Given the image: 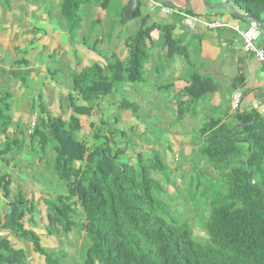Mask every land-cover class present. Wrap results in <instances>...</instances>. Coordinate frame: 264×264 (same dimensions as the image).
Listing matches in <instances>:
<instances>
[{"label": "trees", "instance_id": "1", "mask_svg": "<svg viewBox=\"0 0 264 264\" xmlns=\"http://www.w3.org/2000/svg\"><path fill=\"white\" fill-rule=\"evenodd\" d=\"M132 1L130 8H134L128 15L134 20L141 16V6L139 0ZM218 1L234 6L244 17L264 21V0ZM82 3L63 1L61 14L71 36L80 27ZM148 21L142 20L139 32L126 44L125 62L112 58L105 67L95 64L73 74L63 99L68 120L52 116L44 108L27 136L32 145L37 143L35 155L40 159L45 161L49 152L54 155V175L64 184V190L44 202L48 235L69 236L75 230L83 233L85 248L80 264H264V114L236 113L235 124L210 119L199 130L197 157L216 173L207 185L199 177L191 179L196 189L205 187L200 194L204 207L198 218L207 236L205 243L198 242L191 223L181 219L182 213H171L169 203H163L165 192L153 178L157 174L164 179L168 176L169 168L160 154L136 152L135 165L130 158H122L127 148H119L116 141L126 138V134H118L120 115L113 120L102 117L92 125L89 137L81 135L80 117L96 116L102 101L124 85L146 82L144 67L155 31ZM163 32L168 56L179 54L183 49L173 38V27H163ZM216 88L210 79L192 75L189 86L181 92L186 101L180 99L177 104L176 122L182 121L189 101H200ZM7 99L5 96L3 101ZM122 106L126 110L135 107L131 103ZM5 121L8 125L11 118ZM25 142L24 137L9 142L6 153ZM9 188V177L0 178V190L8 201ZM24 205L28 202L18 193L10 201L9 213L0 220L1 228L30 242L46 264H61L64 256L48 252L38 236L24 230ZM0 264L28 263L23 250H14L0 239Z\"/></svg>", "mask_w": 264, "mask_h": 264}, {"label": "crops", "instance_id": "2", "mask_svg": "<svg viewBox=\"0 0 264 264\" xmlns=\"http://www.w3.org/2000/svg\"><path fill=\"white\" fill-rule=\"evenodd\" d=\"M63 1L0 0V178L8 176L10 180L9 201L0 190V220L9 213L10 201L21 193L28 202L22 209L25 213L22 220L24 230L38 236L41 246L48 252L64 256L61 264H80L78 239L81 237L83 240V233L79 235L75 230L69 236L63 233L48 235L44 202L54 199L64 190V184L54 175L53 158L48 159L52 154L49 152L45 161L40 159L35 155L39 148L37 143L32 145L27 137L38 117L44 114V108L52 116L60 115L63 120H68L70 114L63 102V97L69 92L62 78L64 70L70 69L73 73L95 64L101 67L107 65L97 52L83 47L76 49L74 43L87 39L95 45L99 43L100 49L109 50L107 59L117 58L125 62L128 55L126 44L139 32L137 28H141L142 20L148 18V26H154L155 31L151 34L149 61L144 72L148 80L154 79V91L159 93L149 102L147 109L151 110L149 113L154 109V116L159 115L163 119H168L170 113L174 125H179L175 119L177 104L180 99L186 101L181 92L189 86L194 74L210 79L216 85L217 93L223 92L225 98H230L226 106L229 112L225 114L219 111L217 100L207 101L205 96L199 101L196 105L198 109L203 113L209 110V118L202 115L206 123L213 119L235 124L236 113L264 114V69L254 56L244 52L241 39L232 30L235 26L247 30L256 23L235 16L224 6L226 3L218 0H155L175 11L169 16L152 12L149 1L139 0L141 16L134 20L128 15L134 3L132 0H83L79 9L81 24L75 36L68 33L62 17ZM235 10L243 16L238 9ZM214 23L226 26L210 29L209 25ZM258 23L264 27V21ZM190 25L193 29L189 28ZM166 26L173 27V38L183 49L171 57L164 46V32L161 31ZM258 47L264 49L262 31ZM124 86L125 90L132 89L131 86ZM161 92L168 95L166 103ZM5 96L8 99L4 102ZM109 100L102 101L96 116L80 117L83 137L92 134V125H97L102 117L110 119V112L107 111ZM236 102L238 109L234 110ZM192 106L194 102L185 109L181 122L187 115L197 116V113H192L195 111ZM103 110L108 114L104 115ZM134 114L128 110L123 112L118 127L126 122H130L131 126L138 124L139 119ZM222 114L225 119L213 118ZM7 117L11 118L8 125L5 121ZM129 117L133 121H129ZM177 130L176 134H185L180 127ZM23 137L26 142L22 147L13 146V150L6 153L9 142L20 141ZM180 139L177 138L178 141ZM116 141L124 144L119 139ZM143 150L154 151V146L146 145ZM0 239L7 241L14 250H23L28 264H46L45 257L35 253L30 242L3 230L1 226Z\"/></svg>", "mask_w": 264, "mask_h": 264}, {"label": "rangeland", "instance_id": "3", "mask_svg": "<svg viewBox=\"0 0 264 264\" xmlns=\"http://www.w3.org/2000/svg\"><path fill=\"white\" fill-rule=\"evenodd\" d=\"M161 23H163V21ZM139 29L140 28H137V30ZM161 31L163 32L162 29ZM83 36L86 39L88 37L86 35ZM80 47H83L84 49H88L95 53L97 52V54L101 56V60H103L104 62H108L109 60L107 59L109 50L100 49L99 43L96 45V47L95 44L88 39L81 40L79 43H74V48L77 49ZM78 61L81 62V60H77V62ZM109 62H111V59ZM75 73H78V71L72 73L70 69H66L62 72L63 81L65 83V86H68L69 90L73 74ZM145 79V83L132 85V89L125 90V86L120 88V90H118V92L113 97L109 98L111 100H109L108 102L107 111L110 112V119L113 120L116 115H120L122 117V113L126 111V109L122 106V104L124 103H131L135 105L133 109L128 111H132V113L134 114V110H137V113L134 115H137L139 119L138 124L134 126H131L130 122H126L124 126L120 125L117 128L118 134H126L125 139H120L124 144H119L118 146L119 148H122L121 146H123V148H127L128 152L122 158H130L132 160V164L135 165L136 161L134 154L136 153V150L142 151V148H144V146L146 145H148L149 147L154 146V151L160 154L163 162H165V164L169 168L167 179H164L158 174L155 175V177L153 176V178H156L159 181L162 189L165 192V197L162 199L163 203H169L168 209L171 213H182L181 219L188 220L191 223L193 234L195 235L198 242L205 243L207 240V236L198 224L199 215L204 207L203 199L200 198V194H202V191L205 187L201 186L199 190L196 189V185L194 183H191V179H198L196 177H199L201 181L207 185L210 180L216 178V173L213 171V169L205 161L197 157L196 141L197 138H199L198 130L202 128V126L206 123L202 115L207 118L210 117L209 110L203 113L200 109H198V107H196L199 101H194V106H192V109L195 108V111L192 113H197V116L194 117L193 115H191L190 117H188L189 115H187V117L184 118L183 122H178L179 125L173 124L174 122H172L173 119L169 112L168 113L170 115L168 114V119H163L159 117V115L154 116V109H152V112L149 113L148 111L151 110L147 108L149 102H152L155 95L159 92L156 93L154 91V79L148 80L146 76ZM160 95L165 98L163 102L166 103V98H168L167 93L161 92ZM217 95L219 96L218 99H216ZM224 95L225 93L220 91L217 94H208L206 96V100H217L219 102V111H222V113L225 114V112H229V109H227L226 106L230 102V98H225ZM170 102H172V100ZM191 102L192 101H189V103L185 105L186 109L191 105ZM143 104L145 105L143 106ZM145 109H147V111ZM107 111L105 110L103 114H108L106 113ZM224 114L216 115L213 118L218 119L219 117H221L222 119H225ZM134 115H132V118H135ZM169 118L171 120H169ZM128 120L133 121V119L131 120L130 117L128 118ZM168 125L171 126V130L170 127L168 128ZM173 125L174 127H172ZM179 127L185 134H176ZM189 131L192 133H190ZM177 138L181 139L178 141ZM124 140L126 142H124ZM139 144H141L142 146ZM53 156V154L52 156H48V159H52ZM202 176H204V178ZM154 193L155 196H157V192L155 191ZM78 240L80 246L78 254L80 262H82L84 258L83 249L85 248V246H83L84 239L82 240L81 237H79ZM81 241L82 243L80 244Z\"/></svg>", "mask_w": 264, "mask_h": 264}, {"label": "built area", "instance_id": "4", "mask_svg": "<svg viewBox=\"0 0 264 264\" xmlns=\"http://www.w3.org/2000/svg\"><path fill=\"white\" fill-rule=\"evenodd\" d=\"M149 1L152 6V12H159L161 15L169 16L175 13V11L160 2L155 0H145ZM196 21V20H193ZM226 25L224 23H214L209 25L210 29H220L224 28ZM190 29L193 26L190 25ZM232 30L239 36L242 42L243 50L246 54L255 57L256 61L260 63L264 69V49L258 47V42L261 38V31L258 29L256 24H253L247 30H242L239 26H235ZM234 110L238 109V103L236 102L233 106Z\"/></svg>", "mask_w": 264, "mask_h": 264}, {"label": "water", "instance_id": "5", "mask_svg": "<svg viewBox=\"0 0 264 264\" xmlns=\"http://www.w3.org/2000/svg\"><path fill=\"white\" fill-rule=\"evenodd\" d=\"M169 5V4H168ZM225 7H227L231 12L232 14H234L235 16H238L239 18H242V19H247V20H250V21H253L254 23H256L258 29L262 32H264V27L258 23L256 20L252 19V18H248V17H244V16H241V15H238L237 11L235 10L234 7H232L231 5L229 4H224Z\"/></svg>", "mask_w": 264, "mask_h": 264}]
</instances>
